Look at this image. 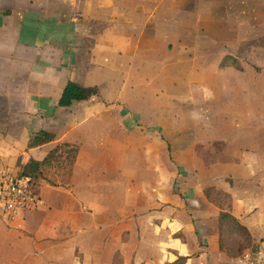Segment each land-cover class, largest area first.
<instances>
[{
	"label": "crops",
	"instance_id": "obj_1",
	"mask_svg": "<svg viewBox=\"0 0 264 264\" xmlns=\"http://www.w3.org/2000/svg\"><path fill=\"white\" fill-rule=\"evenodd\" d=\"M183 6L0 0V163L20 170L58 143L78 147L67 181L43 179L37 207L15 219L0 215V264H166L180 256L184 264H235L220 247V208L206 196L208 186L231 195L227 209L248 227L253 246L264 238V111L248 116L252 94L243 93V109H233L236 98L222 92L214 116L192 124L171 115L180 110L186 117L180 102L203 95L202 86L215 91L218 79L232 83L217 76L218 67L246 68L243 58L226 54L204 76L197 48L186 43L194 25ZM227 55L240 67H220ZM69 81L98 86L99 93L61 106ZM118 101H129V110L107 105ZM171 118L173 132H205L212 144L177 146ZM139 126L162 132L156 158L143 146L157 164L151 168L139 156ZM41 130L56 140L28 147ZM200 163L203 173L187 172Z\"/></svg>",
	"mask_w": 264,
	"mask_h": 264
},
{
	"label": "rangeland",
	"instance_id": "obj_2",
	"mask_svg": "<svg viewBox=\"0 0 264 264\" xmlns=\"http://www.w3.org/2000/svg\"><path fill=\"white\" fill-rule=\"evenodd\" d=\"M184 12L187 13V22L194 25L188 28L186 33V43L192 47H196V56L201 58L203 64L204 76L210 74V71L217 68V62L226 55L233 54L238 58H243V64L246 66L244 71H238L236 69H220L217 68V76L223 79H232L230 85H223L218 79L216 88L211 86H202L203 95L198 94V98L195 97L194 91L193 95H189L188 99L180 102V109L185 111L186 117H181L178 111H171V115L174 113L176 120L182 121L183 124H192L196 118H210L214 116L216 109L219 108L220 104V93L228 92L232 93L236 100L234 102L233 109H237L239 106L243 109L242 102H237L242 100L239 97L243 93L252 94L253 104L248 105L245 109L250 108L251 112H248V116L252 114L258 115V113L264 111V0H182ZM192 15H197L196 20ZM207 69V70H206ZM213 75L214 72H213ZM209 77V76H208ZM236 78V79H235ZM209 79V78H208ZM239 79V82L237 81ZM250 80L254 82L249 84ZM227 87V88H226ZM226 89V90H225ZM189 89L187 90V93ZM210 93V94H206ZM215 97H214V95ZM201 95V97L199 96ZM205 95V96H204ZM212 95V96H211ZM218 97V98H217ZM217 98V102L215 101ZM231 102V103H232ZM108 107L119 108L124 110H129V101H118V102H108ZM166 114V113H165ZM248 118V117H247ZM173 118L170 120L171 132L170 139L177 142V146L186 145L193 147L194 144L198 142L208 143L206 140L207 135L205 132H195L191 129L188 132L177 133L172 130L176 128ZM253 124H256V119L250 117ZM149 131L150 126H146ZM146 127L139 126L142 133H139V156L140 159L144 160L149 164V167L157 165L151 160L152 157L145 154L143 146L147 145L150 147V153L156 158L158 151H161L162 142L161 139L162 132L157 128L152 129L148 132ZM191 128V126H188ZM192 128L195 129L194 126ZM221 142V141H219ZM224 142V141H223ZM248 148L253 150V143L250 139H247ZM215 143V142H214ZM176 145V143H175ZM220 145V144H219ZM166 147V143L164 145ZM172 146V147H171ZM170 150L172 169L176 170L177 164L174 161L173 152L174 144L171 142ZM179 149V148H178ZM153 150V151H152ZM143 156V157H142ZM216 157V156H214ZM213 158L208 155L207 160ZM72 159L63 158L59 161H55L50 174L56 178L57 181H67L65 176H69L70 170L72 169ZM204 164L191 165L192 168H187V172H198L203 173ZM143 170V169H142ZM140 176H145L144 173H140ZM186 176H191L186 174ZM205 176V175H204ZM176 188V186H175ZM220 202L226 204L223 196H218Z\"/></svg>",
	"mask_w": 264,
	"mask_h": 264
},
{
	"label": "trees",
	"instance_id": "obj_3",
	"mask_svg": "<svg viewBox=\"0 0 264 264\" xmlns=\"http://www.w3.org/2000/svg\"><path fill=\"white\" fill-rule=\"evenodd\" d=\"M236 65L237 59L232 55H227L220 63V67ZM99 93L98 86H83L77 82L69 81L64 89L59 104L64 107L71 106L76 101L88 100L94 95ZM57 138L56 133L41 130L35 132L29 139L28 147H38L46 143L55 141ZM78 147L69 142H62L56 144L42 160L30 159L27 163L23 164L18 170L22 175L32 176L34 183L38 187L39 183L45 179L52 184H58L54 176L50 174L55 161L63 158L72 159V169L69 176H65L67 180L73 173V167L76 162ZM206 196L214 201L220 208L219 213V244L221 249L225 250L230 257H238L244 253L245 250L254 245L253 236L246 225H244L239 218H237L227 208L230 207L231 195L227 192L220 191L213 186H208L204 190ZM218 196H223L226 204L220 202ZM264 239V238H263ZM262 239V240H263ZM186 257L180 256L176 261L166 264H184Z\"/></svg>",
	"mask_w": 264,
	"mask_h": 264
},
{
	"label": "built area",
	"instance_id": "obj_4",
	"mask_svg": "<svg viewBox=\"0 0 264 264\" xmlns=\"http://www.w3.org/2000/svg\"><path fill=\"white\" fill-rule=\"evenodd\" d=\"M39 203L38 187L32 176L22 175L13 167L0 163V215L15 219ZM234 261L235 264H264V239Z\"/></svg>",
	"mask_w": 264,
	"mask_h": 264
}]
</instances>
